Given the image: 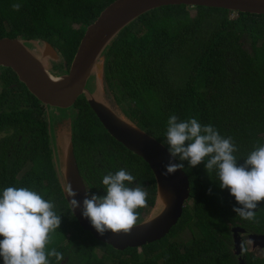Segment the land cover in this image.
<instances>
[{
    "label": "trees",
    "instance_id": "16d2710c",
    "mask_svg": "<svg viewBox=\"0 0 264 264\" xmlns=\"http://www.w3.org/2000/svg\"><path fill=\"white\" fill-rule=\"evenodd\" d=\"M112 1L0 0V38L17 39L33 50L48 43L57 56L50 61L48 73L57 77L67 72L86 26ZM13 3L21 4L19 11L12 10ZM189 9L194 11V24ZM100 57V100L166 150L171 115L178 120L195 118L201 125L214 126L222 137H232L238 165L264 144V15L183 5L159 7L122 28ZM90 85L85 88L96 93L95 84ZM45 107L10 69L0 67V133H4L0 192L25 187L54 204L61 224L50 234L46 253L52 249L63 253L66 264H238L231 229L239 227L246 234L264 231V201L257 205L254 221L243 220L233 211L239 206L235 198L219 187L215 171L208 173L203 162L189 167L187 161L176 159L184 165L181 171L189 192L180 218L169 230L171 238L122 251L94 240L78 226L64 200ZM68 109L69 117H62L86 191L105 195L103 176L126 169L136 177L130 186H143L148 193L146 206L137 209L139 223L155 197L149 168L105 132L85 95ZM54 120L53 128L59 122ZM185 229L192 237L176 242L174 236ZM247 249L245 245L244 264H264V248ZM49 261L61 262L55 257Z\"/></svg>",
    "mask_w": 264,
    "mask_h": 264
},
{
    "label": "water",
    "instance_id": "95a60500",
    "mask_svg": "<svg viewBox=\"0 0 264 264\" xmlns=\"http://www.w3.org/2000/svg\"><path fill=\"white\" fill-rule=\"evenodd\" d=\"M179 5L264 15V0H114L86 26L67 72L57 77L48 73L50 61L57 60L55 51L48 43L43 42L38 54L33 55L19 40L0 38V67L10 69L40 104L63 110L71 107L80 95H85L88 107L105 132L128 152L139 157L149 168L155 183V197L151 208L158 202L160 204L158 212L137 223L129 234H113L108 231L101 236L91 226L90 221L82 216V201L86 188L77 170L69 136L66 138L63 176L61 175L63 184H60L64 200L83 231L88 232L94 240L117 251L140 248L167 235L180 218L182 207L188 198V180L181 169L164 175L165 165L171 159L164 146L139 130L104 101L95 98L85 89V84L93 75L94 80L99 79L101 86L100 54L122 28L148 11ZM45 54H49L50 57L43 65L41 59ZM68 183L78 193L75 199L81 203V207L72 209L70 204L72 198L67 197L63 190ZM243 232L239 227L231 229L232 251L238 264H244L241 255L243 244L239 236ZM246 241L252 250L263 249L264 231L248 234Z\"/></svg>",
    "mask_w": 264,
    "mask_h": 264
},
{
    "label": "clouds",
    "instance_id": "9594fccd",
    "mask_svg": "<svg viewBox=\"0 0 264 264\" xmlns=\"http://www.w3.org/2000/svg\"><path fill=\"white\" fill-rule=\"evenodd\" d=\"M19 11L20 3L11 5ZM165 143L171 157L165 165L164 175L184 167L179 161H187L189 167L202 162L208 173L215 171L221 189L227 188L238 207L233 211L241 219L254 221L255 209L264 201V144L254 148L243 163H237V148L232 137H222L211 124L201 125L197 119L178 120L171 115L167 120ZM136 177L126 169L102 178L105 195L85 191L82 216L90 221L96 232L103 236L129 234L138 220L137 209L144 208L148 193L143 186L131 187ZM211 193V189L208 190ZM72 209L81 207L75 199L78 195L70 183L65 188ZM166 207V205H165ZM54 204L38 192L25 187H7L0 192V258L3 264H50L49 257L57 262L63 253L52 249L46 253L50 234L61 224L60 215L53 211Z\"/></svg>",
    "mask_w": 264,
    "mask_h": 264
},
{
    "label": "rangeland",
    "instance_id": "374dc122",
    "mask_svg": "<svg viewBox=\"0 0 264 264\" xmlns=\"http://www.w3.org/2000/svg\"><path fill=\"white\" fill-rule=\"evenodd\" d=\"M189 13H190V22L191 24H194V11L192 9H189ZM231 17H234V14L231 15ZM41 45L36 46V48H34L31 46L29 48V51L33 54V55H37L38 54V49ZM28 49V48H27ZM42 51V50H41ZM49 54H45L41 60L43 65H45V61H47L49 59ZM96 79V78H95ZM95 83V87H96V93L92 92V95L100 100V94H101V86H100V82L99 79L97 78L96 80H94V76L91 75L87 82H86V87L89 88L91 85L90 84H94ZM86 89V88H85ZM87 90V89H86ZM88 91V90H87ZM89 92V91H88ZM44 111L46 113L49 114L48 116V125H47V131L49 133L50 136V141H53L54 145H55V149H56V155H57V161H58V167H59V173H60V184H63V157H64V152H65V147H67V139L68 138V134H69V127L67 122L65 121V118H68L70 115V110L67 108L65 111H58L54 108H44ZM65 114V118H63L62 116ZM55 117L54 123L59 121L56 126L53 128L52 126V118ZM68 120V119H67ZM55 137H56V142H55ZM64 139H66L64 141ZM60 160V162H59ZM21 174V173H19ZM62 175V176H61ZM63 190H65V187L63 188ZM160 204L157 202L156 206H154L153 208H145L146 214L144 216H142V220H146L147 218L151 217L152 215L156 214L159 210ZM141 220V221H142ZM177 223V222H176ZM176 225V224H175ZM174 225V226H175ZM173 226V227H174ZM169 232L166 236L167 238H171L169 236ZM164 236V237H165ZM191 234L187 231V229H185L184 231H181L179 234H177L176 236H174L173 239H175L176 242H185L187 240H189L191 238ZM245 245L247 246V250L250 252L259 250V249H250V244L245 240ZM262 250V249H261ZM63 264H66L65 262Z\"/></svg>",
    "mask_w": 264,
    "mask_h": 264
},
{
    "label": "flooded vegetation",
    "instance_id": "af4514ba",
    "mask_svg": "<svg viewBox=\"0 0 264 264\" xmlns=\"http://www.w3.org/2000/svg\"><path fill=\"white\" fill-rule=\"evenodd\" d=\"M49 108H50V107H49ZM3 134H4V133H0V137H2ZM55 142H56V140H55ZM52 148H53V150L55 151V148H54V147H52ZM243 231H244V230H243ZM247 235H248V234H246L245 231H244L243 233L239 234V236H240V240H241V243L243 244V250H242V252H241L242 257H243L244 247H245V243H244V242H245V240H246ZM64 240H65V238H64ZM64 262H65V260L63 259V260L60 262V264H63Z\"/></svg>",
    "mask_w": 264,
    "mask_h": 264
}]
</instances>
